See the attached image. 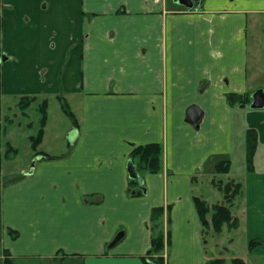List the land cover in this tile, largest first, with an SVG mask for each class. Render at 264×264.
Masks as SVG:
<instances>
[{"label": "crops", "instance_id": "crops-1", "mask_svg": "<svg viewBox=\"0 0 264 264\" xmlns=\"http://www.w3.org/2000/svg\"><path fill=\"white\" fill-rule=\"evenodd\" d=\"M200 4L0 0V176L13 124L5 101H48L38 148L47 158L1 187L0 248L13 264H147L159 232L166 264H207L194 197L206 168L243 146L247 128L258 131L259 146L242 221L247 243L264 239V106L252 107L253 95H264V0ZM230 94L250 102L231 104ZM59 95L77 123L49 154L40 147L49 99ZM193 106L203 111L198 127L186 118ZM154 143L163 148L160 171L133 178V150Z\"/></svg>", "mask_w": 264, "mask_h": 264}, {"label": "rangeland", "instance_id": "rangeland-1", "mask_svg": "<svg viewBox=\"0 0 264 264\" xmlns=\"http://www.w3.org/2000/svg\"><path fill=\"white\" fill-rule=\"evenodd\" d=\"M264 24V18L261 20ZM264 41V39H263ZM263 50V66H264V42L262 46ZM259 84L264 86V77H259ZM21 97V96H20ZM20 97L13 96L5 101L3 107V113L5 117L7 116L12 120V125H7L6 119L5 123L7 125V132L10 131L11 137L5 136V142L11 140L9 146L5 145V155L3 157V170L4 174L0 176V195L1 187L3 184H7L14 179L24 176L20 174L21 171H30L35 167L38 161L47 158V156L41 151H35L32 148L30 137L36 135L40 128V118L41 114L39 113V106L42 102L47 99L45 96L39 95L35 97L34 101L28 105L26 109H21L19 107ZM62 98V100H61ZM65 101L69 104L66 96L59 95L58 100L56 97L53 99L50 98V107H49V118L50 126L48 128L47 136L44 143L40 147L47 151L49 154H59L61 141L65 142L66 134L68 132L67 128L71 127V119L64 113L62 107L60 106L62 102ZM48 102V101H47ZM70 109L72 110L70 104ZM73 111V110H72ZM24 113V115H23ZM76 117V116H75ZM241 138V137H240ZM5 144V143H4ZM41 144V143H40ZM245 144V142H244ZM240 146V143H237L234 149L233 154L229 157L232 160L233 167L231 172L226 174L216 173L211 167L206 168L204 176L201 180L202 191L199 192L197 197L201 198L208 205H211L220 202L227 205V199L223 191H220L213 181H221L223 184L228 183L229 181L240 182L242 187L239 189L238 195L235 197L233 204L230 206L232 214L238 218V224L234 228H230L227 225L223 226L221 232H216L212 226L204 227L203 236L207 241V249L212 258L222 257L225 259V264H231V259L234 257H243L248 264H264V254L261 256H254L247 249V240L243 224V199H244V182H245V156L246 149L245 146ZM40 146V145H39ZM240 146V147H239ZM12 149L15 152L19 153V156L15 161L11 159L13 154L9 150ZM16 147V148H15ZM64 150V147H62ZM39 154V155H38ZM11 156V157H10ZM163 159V155H162ZM260 168L264 169V163L259 164ZM12 169V170H11ZM12 171V172H11ZM28 173V172H27ZM9 174L11 176H9ZM20 174V175H19ZM13 176V177H12ZM1 200V196H0ZM1 203V202H0ZM261 239V238H260ZM0 240H1V217H0ZM264 240V239H262ZM1 249V248H0ZM3 255L0 257L3 259L6 257L4 250H1ZM165 255V250L163 251ZM9 256V254H8ZM14 263V260H13ZM38 260H22L19 261V264H40Z\"/></svg>", "mask_w": 264, "mask_h": 264}, {"label": "trees", "instance_id": "trees-1", "mask_svg": "<svg viewBox=\"0 0 264 264\" xmlns=\"http://www.w3.org/2000/svg\"><path fill=\"white\" fill-rule=\"evenodd\" d=\"M35 96H21L19 101V107L26 109L33 102ZM62 100V98H61ZM229 102L231 104H239L240 106H246L250 102V98L247 94H230ZM61 107L64 113L74 122L77 123L74 112L70 109L69 104L65 101L62 102ZM40 128L36 135L30 137L32 148L36 151L42 142L45 126L48 120V102L45 100L39 106ZM245 172L252 173L255 171V157L259 146V135L255 128H247L245 132ZM7 146H9L7 144ZM11 147H9L10 150ZM13 149V148H12ZM162 155L163 148L160 144H148L144 146L136 147L132 154L131 160L135 164V168L138 173L142 174L145 172H158L162 167ZM233 167L232 160L230 158H219L214 161L213 170L219 174H226L231 172ZM137 180L131 179L132 185L137 184ZM216 187L223 191L225 198L227 199V205L217 202L211 207L207 202L199 197H194L195 206L197 208L201 223L203 227L212 226L216 232H221L224 225L230 228H234L238 224V218H236L232 212L230 206L233 204L235 197L239 193V189L242 187V183L229 181L223 184L221 181H213ZM140 193V191H137ZM136 193V191L134 192ZM154 218L157 219L159 210L154 211ZM151 248L144 259L147 264H166V259L163 256L164 251V235L162 232L153 235ZM262 246L264 247V240L260 238L251 239L247 243L248 251L252 252L255 248ZM6 257H0V264H13V260L8 256L7 252L4 251ZM0 255L3 252L0 249ZM226 261L222 257L210 258L207 264H225ZM231 264H247V261L243 257H234L231 259Z\"/></svg>", "mask_w": 264, "mask_h": 264}, {"label": "water", "instance_id": "water-1", "mask_svg": "<svg viewBox=\"0 0 264 264\" xmlns=\"http://www.w3.org/2000/svg\"><path fill=\"white\" fill-rule=\"evenodd\" d=\"M174 1L190 9L194 7H201V4H200L201 0H174ZM263 106H264V95L262 93H255L253 95L252 107L260 108ZM202 116H203V111L200 108L193 106L187 111L186 118H187V121L192 123L195 127H198L199 121L201 120ZM129 172L133 178L137 180H141L137 173L135 166L132 163L129 164Z\"/></svg>", "mask_w": 264, "mask_h": 264}]
</instances>
